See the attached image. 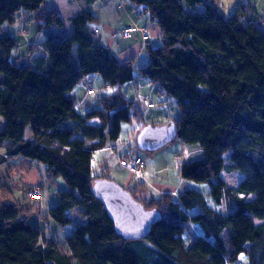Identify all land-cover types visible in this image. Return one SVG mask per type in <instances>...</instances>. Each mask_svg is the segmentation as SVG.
Wrapping results in <instances>:
<instances>
[{
  "label": "trees",
  "instance_id": "trees-1",
  "mask_svg": "<svg viewBox=\"0 0 264 264\" xmlns=\"http://www.w3.org/2000/svg\"><path fill=\"white\" fill-rule=\"evenodd\" d=\"M43 2L0 0V165L18 156L36 160L51 183L60 177L66 189H58L46 213L42 198L27 195L37 186L43 197L38 184L23 187L28 203L0 198V264H236L241 253L246 264H264V18L256 2H240L227 17L216 0H128L138 16L156 23L161 45L133 22L129 37L125 25L110 34L140 35L148 59L138 75L166 105L178 107L179 116L167 119L177 124L176 138L202 150L180 165L179 175L206 183L211 199L193 187L138 199L160 217L146 237L132 240L116 233L92 192L93 181L104 178L93 173L92 156L117 140L123 122L141 120L143 105L155 104L127 97L125 85L137 81L135 57L121 61L102 43L99 27H92L97 15L81 8L70 17V34L57 35L64 32L62 17ZM25 12L38 30L57 27L46 35L43 58L34 57L36 47L26 62L13 57L17 37L2 33ZM95 74L116 89L82 112L76 89ZM226 171L242 176L236 187L223 179ZM35 212L55 229L72 225V231L48 237L30 221Z\"/></svg>",
  "mask_w": 264,
  "mask_h": 264
},
{
  "label": "rangeland",
  "instance_id": "rangeland-1",
  "mask_svg": "<svg viewBox=\"0 0 264 264\" xmlns=\"http://www.w3.org/2000/svg\"><path fill=\"white\" fill-rule=\"evenodd\" d=\"M110 5L112 6V14L116 15V13L121 14V18L114 19L113 17H106L102 14L103 10V0H95L94 2H86L82 1L71 4V1L67 0H44L42 3V7L50 9L54 7L55 9H59L63 25L65 27L68 26V18L72 16L76 10L81 8H87L93 14L100 16V20L98 24H96L101 33H105L107 31L106 26H113L114 31L119 28L120 20L124 19H134L133 23H137L139 26H143L146 23L147 16L146 14H142L138 16L135 11H133L129 7L128 0H110ZM219 4L217 7L220 11H222L227 17L234 13L237 6L240 2H256L254 5L259 8V14L264 18V0H216ZM67 2H70L69 4ZM73 2V1H72ZM119 8V9H118ZM118 10V11H117ZM126 10V11H125ZM22 18L17 20L13 24H5L2 33H9L11 35H15L18 39V46L15 50L13 57H19L24 59L26 62L28 60V53H30V42H33L37 49L34 51V57H42L45 53V40L46 35L52 33L56 26L43 27V29L38 30L36 21L34 19V15L32 12H25V14H21ZM104 16V17H103ZM106 18V19H105ZM125 22V21H124ZM123 22V23H124ZM152 21H148L149 24V34L150 41L153 46L161 45V41L158 34V31L153 29V26L150 25ZM130 24V23H129ZM155 27L158 30L156 23H154ZM18 25H22V35H17L15 29ZM122 25V24H121ZM259 25L263 26L262 22H259ZM126 26V25H125ZM21 27V26H20ZM63 27V31L66 28ZM18 30V31H19ZM113 34V32L111 33ZM135 35L132 38H122L121 36H117L114 39V50L118 51L117 55H121L122 48L130 49L139 46L141 43L140 37ZM140 36V35H139ZM34 59V58H33ZM148 59L147 53L144 49L139 48L137 55L135 56V76L137 81L135 83H128L125 85V93L129 99H136L138 97H145L154 102L155 107L149 108L146 104L143 105V117L141 120L133 118L130 121L123 122L121 124L120 134L117 140L106 142V146L104 148L98 149L94 151L92 156V168L93 173L97 176L109 178L115 181L117 184L126 187L124 185L125 181L129 179L130 186L129 188L133 189L134 187H138L141 183L144 185V189L151 192V195L158 196L161 193L159 188L160 185L163 187H169L171 191L177 193L184 188L193 187L194 189L200 190L202 194L205 196L207 201L210 203L211 199L208 193V185L203 182H195L192 180L182 179L179 175V167L180 165L189 159L197 158L202 155L201 147L198 144H185L179 138H175L165 147L154 151V152H145L139 149L136 146V136L141 128L140 126L143 123H153V124H161L166 123L168 118H177L179 116V109L176 105L167 104L162 101V98L158 97L151 89L150 83L144 80L142 77L138 75V68L146 63ZM135 79V80H136ZM84 85H79L77 87V93L81 95L80 102H84V107H95L99 106V100L102 96L110 95L114 93L115 87L113 86H105L102 82V79L99 74H95L89 79H86ZM91 87L94 89V93L90 94L88 98L82 100V96L85 93L87 87ZM30 127L26 129V136L31 135ZM108 146H116L115 151H111ZM132 152H136L135 154H140V156L145 160L146 165L144 170H137L132 173L128 170L127 167L120 164V157H124L125 155L133 154ZM228 156V155H227ZM26 157L18 156L12 161H16L19 163L20 160L25 159ZM26 168H18L19 175L17 170L14 171V174L10 175L11 180V189L13 190L17 201L23 202V197L21 192L14 187L26 180L34 181V182H43V197L40 200L41 209L44 213L48 211V209L53 206L57 202V192L58 189H66L65 182L62 178H57L56 183H51L49 179L46 177V169L45 166L36 161L26 158ZM8 163V162H7ZM5 164V165H4ZM4 168L6 169V163H4ZM19 167V166H18ZM6 172V170H5ZM222 177L225 182L233 187H236L240 182L242 176L237 172H223ZM7 181V179L5 178ZM5 180L3 182H5ZM155 184V185H154ZM14 185V186H13ZM32 185V184H29ZM157 185V186H156ZM154 186H156L154 188ZM192 188V189H193ZM132 194V193H131ZM138 200V198L136 197ZM30 221L39 226L41 230L48 237H59L62 235L70 233L72 230V225H69L65 228V230L55 229L56 226L54 223L47 219H40L37 215V212L33 213L30 217ZM199 228V227H198ZM200 229V228H199ZM237 261H241L242 263H247V258L244 253H241L238 256Z\"/></svg>",
  "mask_w": 264,
  "mask_h": 264
},
{
  "label": "water",
  "instance_id": "water-1",
  "mask_svg": "<svg viewBox=\"0 0 264 264\" xmlns=\"http://www.w3.org/2000/svg\"><path fill=\"white\" fill-rule=\"evenodd\" d=\"M177 136L174 120L166 123H149L136 136L138 147L145 152H154L169 144ZM92 192L101 200L114 223L117 234L126 240L144 238L160 213L146 208L129 190L109 178H96Z\"/></svg>",
  "mask_w": 264,
  "mask_h": 264
},
{
  "label": "crops",
  "instance_id": "crops-1",
  "mask_svg": "<svg viewBox=\"0 0 264 264\" xmlns=\"http://www.w3.org/2000/svg\"><path fill=\"white\" fill-rule=\"evenodd\" d=\"M68 1V0H67ZM69 1H71V4H74V3H78V2H82V1H84V0H69ZM73 1V2H72ZM91 2H94L95 0H90ZM68 4L70 3V2H67ZM110 3H111V1L110 0H103V3H102V5H103V10H102V14H104V16H106V17H110V18H114V19H117V17L120 19L121 18V14H119V13H116V15L114 14H112V6L110 5ZM70 5V4H69ZM129 7H130V4H129ZM131 8V7H130ZM258 10H259V8L258 7H256ZM87 9V8H86ZM119 9V8H118ZM80 10V9H79ZM79 10H76V12H78ZM58 11H59V9H58ZM118 11V10H117ZM126 11V10H125ZM75 12V13H76ZM59 13H60V11H59ZM74 13V14H75ZM23 14V13H22ZM73 14V15H74ZM61 15V14H60ZM72 15V16H73ZM98 16V15H97ZM103 16V17H104ZM71 17V16H70ZM70 17L68 18V20H67V22H68V26L67 27H65L64 25H63V27H65L66 28V30L64 31V32H62L61 30H58V29H56V34L57 35H60V34H70V32H71V30H72V26H71V21H70ZM99 17V20H100V16H98ZM106 19V18H105ZM125 21V22H124ZM134 21V19H124V20H120V21H118L119 22V28H121V27H123L124 25H127V24H129V23H131V22H133ZM124 22V23H123ZM122 24V25H121ZM150 25L151 26H153V29H155V31H158L156 28H154L155 26V24H154V22L152 21L151 23H150ZM21 25H18V27L15 29V31H16V34L17 35H22V33H20L19 34V29L21 28L20 27ZM141 26V25H140ZM92 27H98L97 25H93ZM107 27V31L105 32V33H101V30H100V32H99V34H100V36H101V41H102V43L104 44V45H106V46H108L111 50H113L115 53H116V55H117V52L118 51H116V50H114V43H113V39L111 38V33L115 30L114 29V27L113 26H106ZM141 27H144V28H146L148 31L150 30V28H149V24H148V20H146V23L143 25V26H141ZM100 29V28H99ZM158 35V34H157ZM15 36V35H14ZM137 37H140L139 36V34H138V36ZM151 38V37H150ZM31 44H32V48L30 47V50H31V52H33V50L37 47L33 42H30V44H29V46H31ZM140 45L141 44H139V46H136L135 48H130V49H123L122 48V51L121 52H125V53H121V55H117L118 56V58L121 60V61H124V60H127V59H129L130 57H135L136 55H137V53H138V51H139V48H140ZM27 56H29V53H28V55ZM19 58H20V56H19ZM22 59V58H21ZM24 60V59H23ZM81 85H84V84H82L81 83ZM77 91V90H76ZM78 94V93H77ZM78 96H79V98L81 97V95H79L78 94ZM84 102H81V103H78V105H77V108L80 110V111H82V112H84V111H86V109H88L89 107H84ZM153 107H155V106H153ZM0 152H3L2 150H0ZM133 154H135L136 152H132ZM138 156H140V154H137ZM26 161H28L26 158L25 159H22V160H20L19 161V163H17L16 161H12V160H9L8 161V163L6 162V169L4 168V165H0V198H2V199H4V200H12V201H17V199H16V197H15V194H14V192H13V190L11 189V180H10V175H12V174H14V171L15 170H17V173H18V175H19V172H23L22 170L21 171H19V169L18 168H26ZM145 165H146V162H145ZM19 166V167H18ZM5 170H6V172H5ZM5 178L7 179V181L5 180ZM5 180V182H3ZM27 184H38V185H40L42 188H43V182H40V181H38V182H34V181H30V180H26V181H23L22 182V178H21V183L20 184H18L17 186H15L14 188L15 189H18L20 192H21V194H22V197H23V202H27L28 203V201L27 200H25V197H24V193H23V187L25 186V185H27ZM124 185H126V186H130V183H129V179L127 180V181H125V183H124ZM155 185V184H154ZM14 186V185H13ZM157 186V185H156ZM156 186H154V188L156 187ZM131 187V186H130ZM144 187V185H142V183L138 186V187H134L133 188V190L135 191V196L138 198V199H146V198H149V197H152L153 195H151V192H149V191H147L146 189H144L143 188ZM159 188H160V190H161V193H160V195L162 194V193H165V192H170V193H173L174 195H176L177 193H174L173 191H171V189H169V187H163V185H160L159 186ZM159 196V195H158ZM158 196H155V197H158ZM19 201V200H18ZM41 202L39 201V204H40ZM41 205V204H40ZM49 220L47 219V222H48ZM195 229H196V231L198 232L199 231V228L197 227V226H195Z\"/></svg>",
  "mask_w": 264,
  "mask_h": 264
},
{
  "label": "built area",
  "instance_id": "built-area-1",
  "mask_svg": "<svg viewBox=\"0 0 264 264\" xmlns=\"http://www.w3.org/2000/svg\"><path fill=\"white\" fill-rule=\"evenodd\" d=\"M137 30V27L131 25V24H127L126 26H124V28H122V34L125 37H129L130 35H132V33L134 31ZM97 31V30H95ZM146 38V36H145ZM94 92V90L92 88L87 89V95H90ZM152 105V104H150ZM111 151L115 150V147H108ZM120 164L127 167L128 170L132 173L136 172L137 170L141 169L144 165L143 160L137 156V155H133V156H129V157H124V158H120L119 160ZM27 195L29 197H31L32 199H41V191L37 186H31L28 188L27 190ZM236 264H242V263H236Z\"/></svg>",
  "mask_w": 264,
  "mask_h": 264
}]
</instances>
